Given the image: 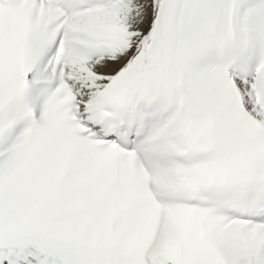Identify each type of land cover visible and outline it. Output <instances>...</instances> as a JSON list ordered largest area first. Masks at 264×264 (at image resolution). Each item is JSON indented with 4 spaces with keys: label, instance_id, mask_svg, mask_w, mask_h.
I'll return each instance as SVG.
<instances>
[{
    "label": "snow or ice",
    "instance_id": "6c2138e0",
    "mask_svg": "<svg viewBox=\"0 0 264 264\" xmlns=\"http://www.w3.org/2000/svg\"><path fill=\"white\" fill-rule=\"evenodd\" d=\"M0 264H264V0H0Z\"/></svg>",
    "mask_w": 264,
    "mask_h": 264
}]
</instances>
